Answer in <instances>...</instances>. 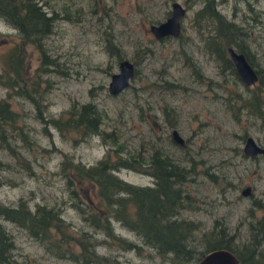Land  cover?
<instances>
[{"label": "rangeland", "instance_id": "374dc122", "mask_svg": "<svg viewBox=\"0 0 264 264\" xmlns=\"http://www.w3.org/2000/svg\"><path fill=\"white\" fill-rule=\"evenodd\" d=\"M170 1L48 0L58 16L45 37L49 53L57 60L55 70L47 75L46 110L56 114L71 99L92 100L100 113V127L115 132L117 139L112 142L109 134L77 139L74 133L59 132L49 124L43 129L31 103L10 91L12 105L23 112L30 142L15 138L17 157L0 146L1 201L12 203L23 196L30 205L55 204L73 228H86L101 239V232L85 224L70 204L61 160L89 164L106 149L113 155V148L134 155L139 151L147 159L152 148L158 147L185 166L189 157L193 160L186 188L198 206L184 207L180 215L196 219L201 229L216 218L237 238H245L248 207L256 198L264 202V153L250 156L241 151L245 134L264 145V111L260 116L240 103V96L256 82L245 87L209 50L211 43L206 36L211 21L193 16L201 0H177L185 7L179 34L154 37L148 25L168 13ZM215 5L238 26L237 34L243 36L258 68L264 92V0H216ZM0 31L8 38L13 36V29L1 19ZM107 40L116 46L120 57L134 64L127 85L115 93L108 92L106 84L117 69L118 59L107 49ZM4 47L0 46V51ZM28 51L26 63L31 67L35 53ZM3 93L0 85V95ZM171 127L183 137L182 144L170 138ZM113 172L134 183H151L150 174L141 169L118 167ZM209 172L216 174L215 180ZM245 185L248 192L241 193ZM80 189L93 195L92 181L85 178ZM0 221L12 235L13 253L19 261L74 264L44 249L21 226L1 216ZM113 225L116 232L139 242L130 230L115 221ZM262 245L264 248V241ZM96 248L127 264H167L145 244L135 251L102 241Z\"/></svg>", "mask_w": 264, "mask_h": 264}, {"label": "trees", "instance_id": "16d2710c", "mask_svg": "<svg viewBox=\"0 0 264 264\" xmlns=\"http://www.w3.org/2000/svg\"><path fill=\"white\" fill-rule=\"evenodd\" d=\"M215 2L201 0L193 16H203L211 21L206 40L222 58L224 45L230 43L229 33L238 26L218 10ZM57 16L48 0H0V19L13 29V36L9 38L7 33L0 31V46L5 45L0 51V85L4 88L0 95V146L15 157L18 156L15 138L24 143H29L30 139L24 128L23 112L12 105L10 91L31 103L32 113L42 122L43 129L49 124L59 132L74 133L77 139L91 134L101 137L109 134L112 142L117 139L115 132H106L100 127V113L92 100L71 99L56 114L46 110L47 75L55 70L57 60L49 53L45 37L53 29ZM28 46L35 53L31 67L26 63ZM107 49L115 53L117 59L121 56L109 40ZM246 100L243 98V103ZM262 103L264 111V94ZM112 151L113 155L106 149L89 164L66 160L60 163L66 190L71 195L70 204L85 224L101 232V239L86 228H73L61 215L59 206L46 202L30 205L23 196H18L12 203L0 200V216L24 228L50 253L68 258L74 264H127L113 254L98 251L96 245L102 241L109 246L135 251L145 244L162 263L167 264H191L202 252L216 246L230 248L238 264H264L263 201L256 198L248 207L243 239L237 238L234 231L228 230L227 224L216 218L209 227L201 229L196 219L180 215L182 208L195 209L198 206L186 188L194 165L191 157L188 158L189 165L185 166L158 147L152 148L147 159L139 151L135 155L115 148ZM2 164L0 160V168H3ZM118 167L141 169L150 174L151 183L123 179L113 172ZM208 175L215 180L216 174L209 172ZM85 178L93 183L91 196L81 192L80 185ZM114 221L130 230L139 242L116 232ZM13 247L12 235L0 221V264H27L16 258Z\"/></svg>", "mask_w": 264, "mask_h": 264}, {"label": "water", "instance_id": "95a60500", "mask_svg": "<svg viewBox=\"0 0 264 264\" xmlns=\"http://www.w3.org/2000/svg\"><path fill=\"white\" fill-rule=\"evenodd\" d=\"M184 6L177 0H172L169 4V13L162 19L150 22L148 27L154 36L163 34L176 35L180 29L179 17L184 12ZM235 69L242 80L246 83L255 78V71L244 58L242 52H236L231 46L227 47ZM134 64L127 57H120L117 60V69L110 73L106 87L108 92L115 93L127 85L129 78L133 75ZM171 135L177 142H182L183 138L176 128H171ZM242 150L246 154L264 152V147L257 143L254 138L247 134L242 144ZM248 185L240 189L241 193H247ZM191 264H238L234 252L226 246H216L202 252L200 257Z\"/></svg>", "mask_w": 264, "mask_h": 264}, {"label": "flooded vegetation", "instance_id": "af4514ba", "mask_svg": "<svg viewBox=\"0 0 264 264\" xmlns=\"http://www.w3.org/2000/svg\"><path fill=\"white\" fill-rule=\"evenodd\" d=\"M172 1V0H171ZM170 1V2H171ZM184 9H185V7H184ZM185 11V10H184ZM168 13H169V10H168ZM167 13V14H168ZM184 13V12H183ZM182 13V14H183ZM181 17V16H180ZM180 17H179V22H180ZM179 32H180V29H179ZM179 32L177 33V34H179ZM237 32H238V29L237 30H234V31H232L231 33H229V38H230V43H227V44H225L224 45V48H223V50H224V55H223V59L219 56V55H217L216 53H215V50L213 49V48H211L210 47V51L211 52H213L214 53V56L216 57V58H218L219 60H220V62L223 64V66H226V67H228L233 73H234V75L236 76V77H238L239 78V80L241 81V83L245 86V87H248L249 85H251L253 82H256L255 83V86H253L252 88L251 87H249V91H248V93L246 94V95H243V96H240V98H241V105L245 108V109H247L248 108V110L250 111V112H253V113H255V114H257V115H262V112H263V103H262V101H263V94H264V92H262V86H261V84H262V79H261V77H260V75H259V73H258V68L257 67H255L254 66V61H252L251 60V58H250V56H249V54H248V49H247V47H246V43H245V41H244V39H243V36L242 35H240V34H237ZM152 33V32H151ZM176 34V35H177ZM153 35V34H152ZM166 35H171V34H163V35H160V36H154V37H156V38H158V37H163V36H166ZM172 36H175V35H172ZM232 40V41H231ZM231 42H232V44H231ZM212 45V44H211ZM236 45H240L243 49V51L239 48V47H237ZM228 46H231L232 47V49L234 50V51H236V52H242V54L244 55V58L246 59V61L250 64V66L253 68V70L255 71V78H254V80L253 81H251V82H248V83H246L244 80H242L241 78H240V76L238 75V73H237V71H236V69H235V66H234V63H233V61H232V59H231V57H230V54H229V52H228V50H227V47ZM119 59V58H118ZM133 73H134V70H133ZM197 73H198V71H197ZM251 88V89H250ZM243 98L245 99V98H247V102H244L243 103ZM248 105H246V104ZM250 108V109H249ZM171 128H173V127H171ZM171 128H170V130H169V133H170V138L174 141V142H177V141H175L174 139H173V137H172V135H171ZM247 134H245V135H242V144H243V141H244V138H245V136H246ZM183 138V137H182ZM255 140V139H254ZM256 141V140H255ZM184 141L182 140V142H177V143H179V144H182ZM257 142V141H256ZM257 143H259V142H257ZM242 144H241V151H242V153L243 154H245V155H250V156H253V155H257V154H263L264 152H257V153H253V154H246V153H244L243 152V150H242ZM260 144V143H259ZM260 145H262V144H260ZM263 147H264V145H262ZM243 187V186H242ZM241 187V188H242ZM240 188V189H241Z\"/></svg>", "mask_w": 264, "mask_h": 264}]
</instances>
